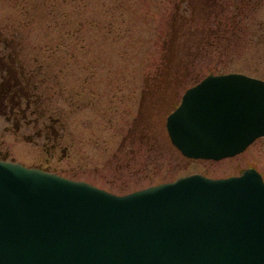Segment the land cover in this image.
Segmentation results:
<instances>
[{
  "label": "rangeland",
  "instance_id": "obj_1",
  "mask_svg": "<svg viewBox=\"0 0 264 264\" xmlns=\"http://www.w3.org/2000/svg\"><path fill=\"white\" fill-rule=\"evenodd\" d=\"M0 28L18 34V58L41 94L22 117L1 116V156L116 194L194 172L217 178L253 167L264 179V136L235 156L194 160L165 130L184 90L206 74L264 78V0H0ZM144 82L151 125L140 144L132 126ZM45 124L56 135L35 132Z\"/></svg>",
  "mask_w": 264,
  "mask_h": 264
},
{
  "label": "water",
  "instance_id": "obj_2",
  "mask_svg": "<svg viewBox=\"0 0 264 264\" xmlns=\"http://www.w3.org/2000/svg\"><path fill=\"white\" fill-rule=\"evenodd\" d=\"M165 127L187 158L237 155L264 136V80L209 73ZM0 264H264V180L248 167L115 194L0 159Z\"/></svg>",
  "mask_w": 264,
  "mask_h": 264
},
{
  "label": "trees",
  "instance_id": "obj_3",
  "mask_svg": "<svg viewBox=\"0 0 264 264\" xmlns=\"http://www.w3.org/2000/svg\"><path fill=\"white\" fill-rule=\"evenodd\" d=\"M17 36L18 34L16 32H12L9 35H6L3 32L2 28H0V118L2 116L5 117V119H9L10 116L8 114H12V113H13V118L22 117L24 114L22 113L23 110L29 109L31 97L33 98V96H35L36 98H39L41 96L40 93L33 94V92L31 91L32 88L34 87L37 88L38 86L37 83L34 81L32 74H30V72H26L23 69L22 62L18 58L17 45L19 42H16L15 40L17 39L16 38ZM171 70H168V72H170ZM221 72H230V71H219L218 73ZM245 74L251 75L249 73H245ZM178 76L179 78L177 79L175 75V78L177 79L176 81L182 84L187 79L185 74H181V75L178 74ZM251 76L264 79L263 76H255V75H251ZM148 78L150 80V77ZM154 78H158V75L155 76ZM163 79L166 80L167 77ZM151 87H153L154 89V86ZM37 101L39 100L37 99ZM154 104L155 102L151 103L152 109L156 108V105ZM157 109L158 108H156L154 111H156ZM33 111H35L36 114L38 115L40 114L39 117H42L44 115L42 113L43 109H41L40 107L39 110V107L36 105L34 106ZM144 117L146 120H148L149 123H151V114L148 113V111L146 112V114H144ZM15 123H17L16 120ZM143 139L144 141L141 142L137 138L138 143L142 144L143 142H146L147 139L145 137Z\"/></svg>",
  "mask_w": 264,
  "mask_h": 264
},
{
  "label": "flooded vegetation",
  "instance_id": "obj_4",
  "mask_svg": "<svg viewBox=\"0 0 264 264\" xmlns=\"http://www.w3.org/2000/svg\"><path fill=\"white\" fill-rule=\"evenodd\" d=\"M145 82H146V80H145ZM145 82L143 83V86L144 87H142L140 89V91H139V100H138L137 115L133 119V126H132V128H134L135 130L136 129H139V132H138V130H136V132H138L140 134V136H137V138L141 142L144 141L143 138L145 137L143 135V133H144L143 132V129H145V128L149 127V125H151V123H149L148 120L145 119V117H144L145 111H143V105L145 103V94L147 93V88H146V85L147 84ZM33 112L36 114L35 111H31V113H33ZM42 113L44 114V110L42 111ZM38 116H40V114ZM48 117H49V119H51V116L50 115ZM33 121L35 123V122H37V119H33ZM45 121H46V119H45ZM45 121H42V122H45ZM51 122H54V121L51 120ZM147 122H148V124H147ZM141 128H143V129H141ZM35 132L37 134H39V135L40 134L43 135V137H45V138H49L50 137V133H53L54 130H53L51 124H45L43 127H39V129L36 130ZM54 134L56 135V132H54ZM125 139H127V138H124V140ZM54 142H56L55 137H54ZM52 146H55V144H52ZM36 165H38V164H36ZM41 167H43V166H41Z\"/></svg>",
  "mask_w": 264,
  "mask_h": 264
}]
</instances>
